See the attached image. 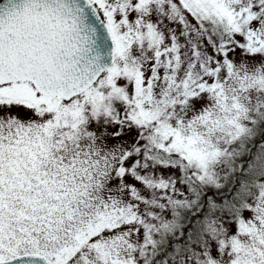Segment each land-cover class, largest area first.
<instances>
[{
    "label": "snow or ice",
    "instance_id": "obj_1",
    "mask_svg": "<svg viewBox=\"0 0 264 264\" xmlns=\"http://www.w3.org/2000/svg\"><path fill=\"white\" fill-rule=\"evenodd\" d=\"M260 97L264 0H0V264H138L108 127L211 181ZM244 208L209 264H264V185Z\"/></svg>",
    "mask_w": 264,
    "mask_h": 264
},
{
    "label": "rangeland",
    "instance_id": "obj_2",
    "mask_svg": "<svg viewBox=\"0 0 264 264\" xmlns=\"http://www.w3.org/2000/svg\"><path fill=\"white\" fill-rule=\"evenodd\" d=\"M208 52H212L211 47L208 48ZM240 55L239 52L235 54L236 60L240 59ZM256 59L259 60V57L257 56ZM263 101L264 97L258 98L257 105L250 112L248 121L244 122L246 127L259 111ZM206 102L204 99H197L194 101V106L196 109H200ZM20 115L24 116L26 113L21 110ZM120 128V125L109 126V135L104 138L103 143L108 149L117 151L119 155H123L125 152L132 153L123 163V166L128 169V172L123 177L119 176L118 169L121 164L119 159H117L104 181V187L98 194L105 199L109 196L120 199L122 204L132 205L135 208L138 216L143 221L142 224L136 223L133 226L137 229L135 241L138 245V252L136 258L138 264H147L152 257L150 254L151 248L156 247V254H160L164 249L163 242L160 240L156 239L154 244L152 240L149 242L151 235L157 237L154 222L162 223L161 226L165 227L166 231H163L162 235L164 233L167 235V231L170 233L178 231L177 234L180 235L182 231L180 227L181 223L180 219L176 218V216L174 217L172 214L173 207L178 209V207L186 203L188 198L186 197V193L180 189L179 173L176 171V168L167 166V154L151 145L147 140V136L138 132L135 128H131L130 130L123 128L121 135H111ZM230 144L223 142L220 144L221 149L225 151V156L210 166L212 177L216 178L218 176L219 178V180L213 179L216 185L221 184V179L223 178L222 173L224 171H221L220 165L224 159L229 157ZM137 148L139 149L138 152L136 150ZM160 153L166 156V161L160 162L156 159ZM169 157H174L172 159L185 163L192 169V172L199 171L198 175H202L199 169L187 164L182 158L176 155H169ZM171 173L174 176L169 177ZM191 176L192 178L195 177L194 174H191ZM193 181L196 182V180ZM161 184H164L166 187L161 188ZM157 215H159V218ZM247 215H249L248 211L244 212L241 216ZM218 231L220 233L216 235L220 236L215 238L211 236V240H208V242L202 241L201 245L189 247L190 252H183L184 254L180 252L174 253L169 256L168 260L164 258L165 264H209L210 260L217 257L220 241L227 239L232 233L237 231V223L230 226L228 224H222L218 227ZM141 252L143 253L142 256L140 255Z\"/></svg>",
    "mask_w": 264,
    "mask_h": 264
},
{
    "label": "trees",
    "instance_id": "obj_3",
    "mask_svg": "<svg viewBox=\"0 0 264 264\" xmlns=\"http://www.w3.org/2000/svg\"><path fill=\"white\" fill-rule=\"evenodd\" d=\"M261 105H264V101ZM247 128V133L230 144L229 157L220 165L224 172L218 185L213 180H219L218 176L211 181L207 178L202 181L199 171L192 172L185 163L167 154V166L176 168L180 189L188 199L178 209L173 207L172 214L180 219V235L178 231H167V235H162L166 231L165 227L161 226L162 223L154 222L157 237L151 235V240L153 244L156 239L162 241L164 249L156 254V247L151 248L152 257L147 264H165L164 258L168 260L174 253L190 252L189 247L201 245L202 241L208 242L211 236H220L216 235L220 233L218 227L236 224L238 218L247 211L244 204L254 202L261 185H264V164L258 162L264 161V107L260 106ZM165 157L160 153L156 159L163 162L166 161ZM190 173L195 177L192 178ZM172 176L173 173L169 174V177Z\"/></svg>",
    "mask_w": 264,
    "mask_h": 264
}]
</instances>
